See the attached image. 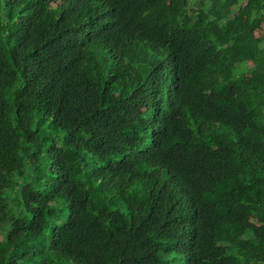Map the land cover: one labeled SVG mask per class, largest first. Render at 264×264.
Segmentation results:
<instances>
[{
  "label": "trees",
  "instance_id": "16d2710c",
  "mask_svg": "<svg viewBox=\"0 0 264 264\" xmlns=\"http://www.w3.org/2000/svg\"><path fill=\"white\" fill-rule=\"evenodd\" d=\"M0 264H264V0H0Z\"/></svg>",
  "mask_w": 264,
  "mask_h": 264
}]
</instances>
